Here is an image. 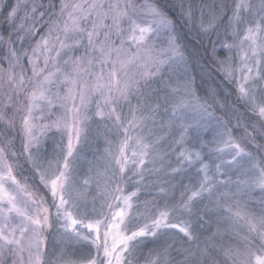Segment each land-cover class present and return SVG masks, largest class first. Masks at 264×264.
Here are the masks:
<instances>
[{"label": "snow or ice", "instance_id": "1", "mask_svg": "<svg viewBox=\"0 0 264 264\" xmlns=\"http://www.w3.org/2000/svg\"><path fill=\"white\" fill-rule=\"evenodd\" d=\"M208 7L199 30L215 33L224 24L222 46L235 49L238 60L214 59V63L257 118L244 141H238L220 118H215L210 133L198 120L187 121L193 112L200 119L213 118L211 105L197 95L193 78L174 85L168 82L169 75L165 81V73L186 66L187 57L173 21L157 3L17 0L8 7L5 22L12 31L0 34V123L16 128L19 116L22 151H13L7 138L0 144V264H264V199L255 211L237 198L257 188L264 194V143H255L264 140V0H225ZM180 8L190 20L191 11L183 4ZM162 32L165 44L157 49L152 39ZM28 40L33 43L25 48ZM156 82L165 85L163 95H152ZM208 94L215 92L210 89ZM89 104L95 105L92 116L112 121L118 140L109 142L107 164L98 174L108 194L104 203L89 208L85 202L81 209V196L74 195V161L86 122L92 118ZM54 107L63 109L62 115L44 123ZM158 115L167 119L158 122ZM149 122L152 128L147 127ZM52 129L66 137V144L49 156L42 137ZM201 131L212 139L205 142ZM164 142H170L176 154V167L166 159L168 153L160 152ZM21 157L46 195L18 179ZM197 165L198 184L185 189L179 199L173 197L162 208L145 202L143 212L135 208L134 198L138 199L147 176L180 174ZM129 173L139 186L125 194L120 182ZM157 180L164 184L159 175ZM89 182L83 180L84 185ZM159 191L168 194L164 186ZM205 195L210 200L215 196L216 206L223 209L229 240L222 236L215 240L218 230L198 243L191 220L184 219ZM56 225L66 242L86 243L87 253L62 250L50 260L45 233ZM168 230L182 234L187 246L176 248L173 240L145 255L143 249ZM173 250L180 261L172 257Z\"/></svg>", "mask_w": 264, "mask_h": 264}, {"label": "trees", "instance_id": "2", "mask_svg": "<svg viewBox=\"0 0 264 264\" xmlns=\"http://www.w3.org/2000/svg\"><path fill=\"white\" fill-rule=\"evenodd\" d=\"M140 2L143 3L144 0H140ZM148 2L157 3V5L163 9L165 14L173 21L176 34L180 38L179 42L183 46L187 57L186 66L188 69V77L193 78L197 95L207 100V102L211 105L210 111L213 113L214 118H220L226 121L228 123V127L232 130L233 136L238 141H244L246 139V130L251 131L250 126L256 125L257 118L254 114L247 110L246 106L239 99L235 85L225 79L224 72L214 63V59L223 60V54L221 53L224 50V47L222 46V42L226 39L224 24L221 23L218 32L215 33L205 34L199 30V22L201 20L202 12L206 18L209 13L208 6L222 5L225 3V0H148ZM227 2L231 3V0H227ZM16 3L17 0H3L1 3L0 33L4 36H7L9 32L12 31L9 24L5 22L8 7L15 6ZM181 4H183L184 10L191 11L190 20L185 14V11L181 10ZM43 31L44 29H41V34ZM13 39H15V36H13ZM34 39L38 40L39 35L34 37ZM229 42L231 41L229 40ZM32 43L33 40H28L25 42L24 47L28 48ZM16 46L19 47V44ZM169 75H171V80L181 78L178 75L177 70H175L174 74L165 73V81H168ZM168 82L172 83V81ZM164 87L165 85L163 83H153L152 89L156 91H153L152 95H156L157 92L160 95H163V91L160 90L164 89ZM210 89L214 90V96L208 94ZM136 103L137 100L133 98L132 105L135 106ZM122 112L125 116L127 115V105L123 107ZM162 118L165 120L167 119V117L158 115L157 121L159 122ZM98 125L101 131L99 130L100 132L97 133L95 132V126ZM246 126H248L247 129ZM147 127H153L151 122L148 123ZM110 131H114V133H116L112 121L110 120H100L99 118L92 116V118L86 122L83 138L77 145V159L74 162L79 165V169L75 177L80 178L90 172L88 170V164L92 165L93 163H96V151H100L105 144L110 146V141L113 143L117 142V135L112 134L111 136L109 134ZM208 136L209 135L205 133L202 135V139L207 142L209 141ZM6 138L11 140L13 151L17 153L22 151L18 127L9 129L3 123H0V144H2ZM45 143L46 144L43 146L45 149L49 150L50 148H54V136L51 134L48 135ZM255 143H259V139H257ZM189 147H191V145H189ZM249 150H254L252 145L249 146ZM160 152L168 153L166 159L171 161L173 167L177 166L175 159L176 154L171 151L170 142L162 143ZM18 163L21 166V168L18 169V179L30 187H39L40 194L46 195V190L39 185L38 176L33 174L30 166L25 162V160L21 157ZM158 166L159 165H157V167ZM198 167L199 166L197 165L196 167L187 169V171L180 174L165 175L162 172L147 176L146 180L143 182L145 186L141 187L138 199L134 198L135 208H138L139 211L143 212L145 202H152L155 206L162 208L166 201L171 203L173 197L179 199L181 193L184 192L185 189L192 188L198 184L200 179V177L197 176L196 169ZM157 175L163 178V185L159 180H157ZM130 176L131 174L129 173L128 176L120 182V185L124 188L125 193L131 192L139 186L136 183V178L132 177L129 179ZM94 177L96 178L95 175ZM235 178L236 176L232 175V179L235 180ZM160 186H164L166 188V192L168 193L167 195L160 193ZM98 187L91 190V192L96 193L98 191ZM224 190L225 189H221V191ZM243 198L244 196L242 199ZM47 199L50 202V195L47 196ZM215 200V196H213L210 200L208 196L205 195L202 200L195 204L193 214L190 217H184V219L191 220L192 227L199 236L198 242L203 241L206 237H212L214 229L223 218V209L216 206ZM173 222L176 221L173 220ZM181 235L182 234H177L175 230H168L166 234L161 235L157 243H149L147 247L143 249V252L147 255L149 249H159L164 246L166 242L170 243L173 240L176 241V248H179L185 245L181 241ZM174 254L175 257H178L175 252Z\"/></svg>", "mask_w": 264, "mask_h": 264}, {"label": "rangeland", "instance_id": "3", "mask_svg": "<svg viewBox=\"0 0 264 264\" xmlns=\"http://www.w3.org/2000/svg\"><path fill=\"white\" fill-rule=\"evenodd\" d=\"M2 1L3 0H0V6H1ZM257 2H258V0H257ZM20 15H23V10H21ZM165 39H166L165 34L162 32V33H160V35L153 37L152 43L154 44V46L157 49H160V48L164 47ZM221 54H223V58H222L223 60H227L229 58H231L232 61L238 60V56L236 55L235 49L229 51L228 49L224 48V50L222 51ZM0 55H2V53ZM219 60H221V59H219ZM185 67L187 69V66H185V65H181L176 69L178 75L181 78L180 79H176V78L172 79L171 80L172 84L175 85L178 82H182L185 78L188 77V69H187V71H185ZM63 111H64L63 109H58V108L54 107L51 110L49 117H47L43 122L47 123L49 121V119L50 120L57 119V117L62 115ZM94 111H95V105L89 104L88 105L89 115L91 116ZM197 120L199 121V123L201 125H203V127L209 129V133L211 132V129L216 126V119L214 118V116H213V118L204 117L203 119H200L199 115L197 113L193 112V113H190L189 116L187 117V121H190L189 123H192V122L197 121ZM18 125H19V116H17V127H18ZM99 130H100L99 125L95 126V132L98 133L101 131V130L100 131ZM50 134L52 136H54V143H53L54 148H52V149L50 148L48 150L49 156H52V155L57 154L60 151V147H62L63 145L66 144V137H63L62 133L59 131H56V129H52L45 136L42 137L43 146H44V144H46L45 142L47 140L48 135H50ZM109 134L111 136H112V134L116 135V133H114V131H110ZM204 134L205 133L203 131H201V136ZM208 135H209L208 140H211L212 135L211 134H208ZM259 143H264V140L259 139ZM109 148H110V146L105 144V146L103 148H101L100 151H96V153H95L96 154V163H93L92 165L88 164V170L90 172L86 173L85 176H82L80 178L75 177L77 183L75 186L74 195L76 192H78L80 194V196H81V202H80L81 209H83L85 202L87 203V206L89 208H91L93 206V204H95V206L97 208H99V206L102 203H104L105 197L108 195L105 192L104 180L98 174L104 172V168H105V166L107 164V160H108L106 150H108ZM78 169H79V165L74 162V176L78 172ZM94 175L96 176V178L94 177ZM84 179H89L90 180L89 184L84 185L83 184ZM221 179H224V177H221ZM97 187H98V191L96 193L91 192V190H94ZM110 187H111V185H109V188ZM230 190L234 192L235 186H231ZM125 194H127V193H125ZM243 196H244V198L242 199ZM237 198L241 200V203L246 204L249 209L259 211L260 201H261V199H264V194H262L260 189L257 188L255 190H252V191L244 193V194H238ZM50 200H51V197H50ZM109 202H111L110 197H109ZM227 227H228L227 222L222 218L219 221L217 227L214 229V232L212 234L214 236V234H216L219 230L220 235H217L215 237V240H217V241L220 240L221 236L223 237L224 240H226V241L229 240V233L225 232V228H227ZM49 231L52 232V234H50L49 242L57 244L55 247V252L57 254H59L65 248L63 244H60L63 241L61 234H60L62 230H60L58 225H56V226H54L53 229H51ZM212 237H210V238H212ZM207 240H209L208 237L204 238L203 241L198 242V243L203 244ZM46 241H48V240L46 239ZM231 241L233 243L236 242V237L234 235L231 236ZM63 242H66V241H63ZM81 245H84L85 247L88 246L86 243L78 244V246H81ZM183 246L186 247L187 245L185 244ZM78 251L81 253H87L85 250L80 249V248H78ZM174 252L176 253V255L178 257H175ZM79 255H80V253H79ZM172 255H173L172 257H174L177 261L181 260L180 255H178L175 250L172 251ZM141 264H143V263H141Z\"/></svg>", "mask_w": 264, "mask_h": 264}, {"label": "flooded vegetation", "instance_id": "4", "mask_svg": "<svg viewBox=\"0 0 264 264\" xmlns=\"http://www.w3.org/2000/svg\"><path fill=\"white\" fill-rule=\"evenodd\" d=\"M50 234H52V232H50V231L45 233L46 239L48 240V241H46V243H47V251H48V254H49L48 258L50 260L54 261V256L52 254L56 253L55 252V247H56L57 244L49 242ZM62 239H63V241H66L63 237H62ZM63 241L60 244H63L64 247H65L64 250H67L69 253H73L74 252L75 255H79V253H80V255L81 254H86V253L79 252L78 248L83 249V250H85L87 252V246L86 247L84 245L78 246V244H73L71 242H63ZM141 263H143V261H141Z\"/></svg>", "mask_w": 264, "mask_h": 264}]
</instances>
